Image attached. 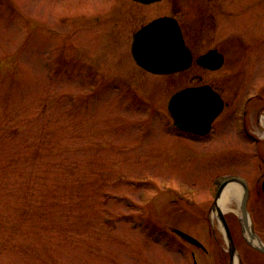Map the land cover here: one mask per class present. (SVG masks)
<instances>
[{
	"label": "rangeland",
	"instance_id": "obj_1",
	"mask_svg": "<svg viewBox=\"0 0 264 264\" xmlns=\"http://www.w3.org/2000/svg\"><path fill=\"white\" fill-rule=\"evenodd\" d=\"M164 5L0 0V264H180L190 243L175 230L222 229L217 184L252 146L227 126L173 135L174 79L130 53ZM249 207L264 231V206Z\"/></svg>",
	"mask_w": 264,
	"mask_h": 264
},
{
	"label": "flooded vegetation",
	"instance_id": "obj_2",
	"mask_svg": "<svg viewBox=\"0 0 264 264\" xmlns=\"http://www.w3.org/2000/svg\"><path fill=\"white\" fill-rule=\"evenodd\" d=\"M159 3L165 4V11L158 17L174 21L183 48L179 56L185 57L181 68L165 75L174 79L173 94L185 89L203 90L222 103L209 133L199 135L174 128L173 135L203 142L214 136L218 128L237 129L233 134L238 133L250 143L252 155L244 163L242 173L228 174L227 178H238L247 185L246 208L254 222L256 212L249 204L256 200L257 205L264 206V0H162ZM132 62L140 71H147L133 59ZM91 71L99 69L93 67ZM240 188L237 212L224 215L235 254L229 252L224 230L211 226L203 234L204 242L193 237L198 243L188 245L190 259L180 264H264V253L251 245L245 233L241 211L245 192L243 186ZM258 221L262 224L257 218V230L254 223L252 226L263 242L264 231L258 227ZM247 253L253 259H246Z\"/></svg>",
	"mask_w": 264,
	"mask_h": 264
},
{
	"label": "water",
	"instance_id": "obj_3",
	"mask_svg": "<svg viewBox=\"0 0 264 264\" xmlns=\"http://www.w3.org/2000/svg\"><path fill=\"white\" fill-rule=\"evenodd\" d=\"M140 4L148 5L161 0H133ZM179 32L176 24L169 18H158L137 31L133 36L131 53L136 63L157 75H166L176 72L185 62L183 48L181 47ZM203 90L186 89L174 94L168 103V110L173 118L174 125L181 130L197 134H206L210 131L212 121L218 116L222 108V103L212 93L207 94ZM229 183H238L247 192V185L237 178H228L223 181L216 192L213 209L217 210V217L225 232V237L229 246V252L235 254V246L231 239L229 227L221 209L218 207V198L223 192V188ZM247 193L244 195L241 209L243 213V223L247 224L249 214L246 208ZM248 216V217H247ZM247 226V225H246ZM189 243H198L191 236L179 231H174ZM249 234L253 239H257V247L251 245L264 253V244L255 234L253 226L249 229Z\"/></svg>",
	"mask_w": 264,
	"mask_h": 264
},
{
	"label": "bare ground",
	"instance_id": "obj_4",
	"mask_svg": "<svg viewBox=\"0 0 264 264\" xmlns=\"http://www.w3.org/2000/svg\"><path fill=\"white\" fill-rule=\"evenodd\" d=\"M238 191V193H239V190H238V187L237 186H231V187H229L228 189H226V191H224L222 194H221V196L218 198V207L221 209V211L222 210H227L228 209V207L230 206V203L232 202V200H233V198H232V195L233 194H235V192H237ZM247 192H245V194H246ZM244 194V195H245ZM240 194H238L237 196H239ZM244 197V196H243ZM242 208V207H241ZM241 211H242V209H241ZM248 213V212H247ZM214 214H216V216H217V210L216 209H214ZM248 217V216H247ZM217 220H218V222H219V224H220V226H221V223H220V221H219V219H218V217H217ZM247 225V226H246ZM245 225V233H246V235H247V237L249 238V240H251V242L253 243V244H259L258 243V241H257V239H250V237H249V229H251V227H252V224H251V220H250V218L248 217V219H247V224Z\"/></svg>",
	"mask_w": 264,
	"mask_h": 264
}]
</instances>
